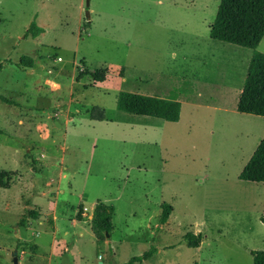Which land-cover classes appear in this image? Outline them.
Here are the masks:
<instances>
[{
  "label": "rangeland",
  "instance_id": "374dc122",
  "mask_svg": "<svg viewBox=\"0 0 264 264\" xmlns=\"http://www.w3.org/2000/svg\"><path fill=\"white\" fill-rule=\"evenodd\" d=\"M220 1L0 0V171H16L0 185V264L14 250L18 264H126L152 247L133 264H254L264 182L240 174L264 117L237 111L246 49L210 38ZM32 23L44 32L26 36ZM81 69L106 80L77 83ZM120 91L178 100L180 119L121 111ZM97 202L115 207L102 239Z\"/></svg>",
  "mask_w": 264,
  "mask_h": 264
},
{
  "label": "trees",
  "instance_id": "16d2710c",
  "mask_svg": "<svg viewBox=\"0 0 264 264\" xmlns=\"http://www.w3.org/2000/svg\"><path fill=\"white\" fill-rule=\"evenodd\" d=\"M44 29L32 23L27 30L26 36L37 37ZM210 37L247 47L253 50L249 61L242 91L239 95L237 110L241 113L253 114L264 117V53L258 50L259 44L264 38V0H221L216 17L210 25ZM34 57L22 56L20 66L33 67ZM84 75H91L96 82H104L106 74L104 70L92 72L89 69H81L76 80L78 83ZM117 108L135 115L151 116L166 121H179L181 116V102L175 99H167L160 96L145 95L130 91H120L117 97ZM99 119H104V113H99ZM96 118V114L91 115ZM15 172L0 171V185L3 181L11 180ZM240 178L253 182H264V138L261 140L253 155L243 168ZM10 183H8L9 187ZM83 209L81 208L82 215ZM172 205L162 204V212L159 222L164 224L168 221ZM113 205L97 202L95 204L91 228L98 239L106 236L113 229ZM35 215V214H33ZM81 214L77 219L81 220ZM264 222V216H262ZM185 240L189 247H197L199 235L192 232L185 234ZM156 251L152 247L139 257L131 258L126 264H133L143 258L152 256ZM254 264H264V249L252 251Z\"/></svg>",
  "mask_w": 264,
  "mask_h": 264
},
{
  "label": "crops",
  "instance_id": "0c3cea01",
  "mask_svg": "<svg viewBox=\"0 0 264 264\" xmlns=\"http://www.w3.org/2000/svg\"><path fill=\"white\" fill-rule=\"evenodd\" d=\"M210 28V27H209ZM210 33V32H209ZM211 38V37H210ZM212 39V38H211ZM215 40V39H214ZM217 41H219V40H217ZM224 42V41H223ZM232 44V43H231ZM235 45V44H234ZM260 45V44H259ZM237 46H239V45H237ZM240 47H242V46H240ZM244 49H246V50H242V51H244L243 52V54H244V58H245V62H246V65H245V67L247 66V64H249V61H250V59H251V57H252V54H253V51H252V49H250V48H247V47H243ZM103 83V82H102ZM225 84H227V83H225ZM227 86H229V87H231L230 86V84L229 85H227ZM242 91V89H238V92H237V103H238V100H239V95H240V92ZM237 103H236V106H237ZM238 111V110H237ZM251 115H253V114H251ZM12 172H16L15 170H12ZM32 208H33V206H31ZM95 207V206H94ZM92 214H93V212L91 213V217H92ZM80 220H78L77 218L76 219H74V220H71V222L73 223V224H78V222H79ZM55 229H56V231H58V227H57V223H56V225H55ZM21 234V233H20Z\"/></svg>",
  "mask_w": 264,
  "mask_h": 264
},
{
  "label": "water",
  "instance_id": "95a60500",
  "mask_svg": "<svg viewBox=\"0 0 264 264\" xmlns=\"http://www.w3.org/2000/svg\"><path fill=\"white\" fill-rule=\"evenodd\" d=\"M12 256H13V262H14V264H18V262H19L18 251L17 250H14L13 253H12Z\"/></svg>",
  "mask_w": 264,
  "mask_h": 264
},
{
  "label": "built area",
  "instance_id": "2783aa9c",
  "mask_svg": "<svg viewBox=\"0 0 264 264\" xmlns=\"http://www.w3.org/2000/svg\"><path fill=\"white\" fill-rule=\"evenodd\" d=\"M61 60V58H59Z\"/></svg>",
  "mask_w": 264,
  "mask_h": 264
}]
</instances>
